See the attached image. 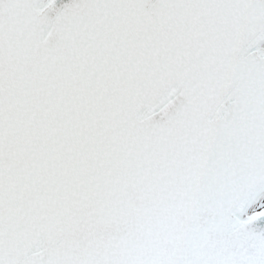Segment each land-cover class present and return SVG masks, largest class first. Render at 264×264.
<instances>
[{
  "label": "snow or ice",
  "instance_id": "1",
  "mask_svg": "<svg viewBox=\"0 0 264 264\" xmlns=\"http://www.w3.org/2000/svg\"><path fill=\"white\" fill-rule=\"evenodd\" d=\"M0 264H264V0H0Z\"/></svg>",
  "mask_w": 264,
  "mask_h": 264
}]
</instances>
